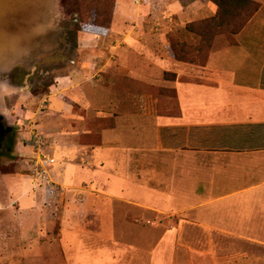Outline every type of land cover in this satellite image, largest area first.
<instances>
[{
	"label": "rangeland",
	"instance_id": "374dc122",
	"mask_svg": "<svg viewBox=\"0 0 264 264\" xmlns=\"http://www.w3.org/2000/svg\"><path fill=\"white\" fill-rule=\"evenodd\" d=\"M116 1L110 29L82 24L77 31L61 0H0V75L9 76L0 81V114L12 128L0 149V264H264V246L254 236L186 224L187 212L207 208L209 184L181 180L176 193L153 176L161 172L153 159L179 157L181 168L208 161L185 148L163 150L161 137L163 145L175 146L183 136L159 133L160 115H136L134 159L119 170L129 175L125 183L114 178L121 162L111 152L99 154L100 160L89 153L67 156L69 143L94 146L104 137L110 149L118 139L110 136L113 115H90L80 107V88L67 94L73 115L53 109L62 103L48 98L64 87L65 78L99 79L96 71L83 70L89 58L94 63L107 58L102 47L109 42L102 46L98 35L115 31L125 42L132 30L136 49H164L170 59L190 56L197 65L208 52L205 44L195 49L201 42L187 27L214 16V6L205 0ZM66 3L71 7L73 0ZM215 38L218 47L229 43L223 35ZM151 74L159 84L175 77ZM152 91L160 96L159 88ZM169 103L174 111V101ZM151 104L137 103V112L165 108L160 98ZM39 150L54 160L48 167L38 164Z\"/></svg>",
	"mask_w": 264,
	"mask_h": 264
},
{
	"label": "crops",
	"instance_id": "0c3cea01",
	"mask_svg": "<svg viewBox=\"0 0 264 264\" xmlns=\"http://www.w3.org/2000/svg\"><path fill=\"white\" fill-rule=\"evenodd\" d=\"M256 2L259 9L235 35V43L218 47L215 38L202 65L170 59L164 49L152 52L136 49L132 30L124 34L125 42L118 41L121 37L115 31H108L109 37L98 35L95 40H102V46L103 42H109L106 44L110 47H102L103 57L107 56L104 59L112 64L104 59L94 63L89 58L83 70L96 71L99 79L87 76L75 83L71 77L65 78L64 87L48 98L62 103L53 109L73 115V100L67 94L72 95L80 88V107L87 114L113 115L115 128L110 136L118 139L110 149L103 137L94 146L69 143L65 151L70 159L89 153L90 158L94 155L97 160L102 158L99 154L104 157L111 152L112 158L121 162L113 169L118 184L129 180V175L126 178L119 170L125 169V161L130 163L134 159L136 115H160L159 133L183 136L180 141L177 138L175 146L163 145L161 137L163 150L174 152L185 148L204 154L208 161L207 164L194 161L197 164L181 168L179 157L173 159L165 154L153 159L161 165V172L155 171L153 176L175 187L176 193L181 180L202 179L209 184L211 196L207 208L187 212L186 224L208 232L245 233L264 246V0ZM153 71L175 77L169 81L162 79L159 84L151 74ZM155 88H159V97L153 94ZM155 98H160L165 108L160 111L151 108ZM172 101L176 105L174 111L169 103ZM140 102L151 105V111L137 112ZM125 139L127 144L122 143ZM170 198L178 200V196ZM256 233H262L263 237Z\"/></svg>",
	"mask_w": 264,
	"mask_h": 264
},
{
	"label": "trees",
	"instance_id": "16d2710c",
	"mask_svg": "<svg viewBox=\"0 0 264 264\" xmlns=\"http://www.w3.org/2000/svg\"><path fill=\"white\" fill-rule=\"evenodd\" d=\"M215 8L214 16L193 23L187 27L189 31L197 34L199 43L196 48H203L207 51L212 46L214 38L223 35L229 41V44L235 43V35H237L255 15L258 10V4L253 0H207ZM76 2V3H75ZM87 5L80 6L73 0V3L67 5L66 0H61L62 7L66 13L72 15V19L77 23V31L80 30L82 24H91L93 26L109 29L111 16L114 12L116 0H86ZM202 27L199 29V25ZM198 28L196 31V28ZM205 44V45H204ZM186 49L185 47H183ZM208 52L205 55L207 57ZM178 61L194 64L193 57H178ZM204 62H202L204 64Z\"/></svg>",
	"mask_w": 264,
	"mask_h": 264
},
{
	"label": "flooded vegetation",
	"instance_id": "af4514ba",
	"mask_svg": "<svg viewBox=\"0 0 264 264\" xmlns=\"http://www.w3.org/2000/svg\"><path fill=\"white\" fill-rule=\"evenodd\" d=\"M9 131L12 132V128L6 126L5 118L0 114V149H2L8 141Z\"/></svg>",
	"mask_w": 264,
	"mask_h": 264
},
{
	"label": "built area",
	"instance_id": "2783aa9c",
	"mask_svg": "<svg viewBox=\"0 0 264 264\" xmlns=\"http://www.w3.org/2000/svg\"><path fill=\"white\" fill-rule=\"evenodd\" d=\"M39 140H40V137H38L37 142H39ZM36 144H38V143H36ZM37 157H38V164L42 167H48L49 165H51L54 162L53 159L49 158L48 156L43 155V152L40 150H39Z\"/></svg>",
	"mask_w": 264,
	"mask_h": 264
},
{
	"label": "water",
	"instance_id": "95a60500",
	"mask_svg": "<svg viewBox=\"0 0 264 264\" xmlns=\"http://www.w3.org/2000/svg\"><path fill=\"white\" fill-rule=\"evenodd\" d=\"M8 79H9V76L7 74L0 75V81L8 82Z\"/></svg>",
	"mask_w": 264,
	"mask_h": 264
}]
</instances>
